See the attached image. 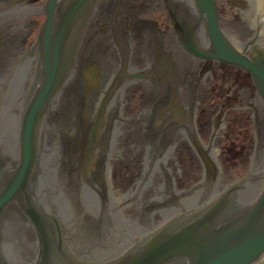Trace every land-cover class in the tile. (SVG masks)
<instances>
[{
	"label": "water",
	"instance_id": "obj_1",
	"mask_svg": "<svg viewBox=\"0 0 264 264\" xmlns=\"http://www.w3.org/2000/svg\"><path fill=\"white\" fill-rule=\"evenodd\" d=\"M91 2L92 0H69L62 15L55 16L56 0L48 1V17L42 31V43L39 41L38 44L42 65L41 82L36 86L29 108L25 113L19 164L0 189V228L4 210L10 204L14 203L17 207L26 210L30 216L35 235L33 240L35 256L32 263L29 264H74L73 255L64 248L62 241L59 242L60 237L57 236V232H55L57 229L50 218L46 214L41 212L38 214L39 212L34 211V207L25 201V191L27 177L33 163V133L36 120L69 69L76 45L71 33H74L73 27L79 20L80 26L85 23ZM197 2L200 3L201 10L207 15V30L213 44L212 53L217 57L235 61L251 69L258 89L264 97V45L257 43V35L251 39L252 46L247 54L236 51L227 43L218 26L213 0H197ZM77 19L78 21H76ZM262 193V198L248 214V218L246 220L243 218L236 224L231 229V233L226 232L221 235L216 233L210 237V241H205V244L202 243L193 250L185 251L195 264H244L253 261L259 255L264 247V231L262 232L264 230V209L261 204L264 201V189ZM54 223L57 226V222L54 221ZM247 234L252 237L245 239L244 245L237 244V247L233 245L237 237ZM7 237L8 232L4 236L0 231V244ZM169 241H173L172 237L165 232L155 234L148 243L141 245L138 251H133L122 258L103 264H160L172 254L171 250L167 249ZM64 249L68 253H64ZM0 264H15L2 252L1 247Z\"/></svg>",
	"mask_w": 264,
	"mask_h": 264
},
{
	"label": "flooded vegetation",
	"instance_id": "obj_2",
	"mask_svg": "<svg viewBox=\"0 0 264 264\" xmlns=\"http://www.w3.org/2000/svg\"><path fill=\"white\" fill-rule=\"evenodd\" d=\"M131 1L100 0L89 24L83 46L77 56L78 63L77 67H75L74 75L79 77L83 73L88 82L94 86L97 84V72L95 71V67L86 66L82 68L86 64V59L91 54H102V61L99 60L103 64L101 74L105 68L116 64V70L110 71L108 78L105 79L102 85L94 89V99L90 101L89 105L91 111L88 118L84 120L86 133H89L92 125L95 123L94 118L97 110L104 105L102 124L105 126L110 125L112 131L117 125L133 124L135 127L140 126L141 132L146 136L153 137L152 139L181 136L182 140L187 138L188 143L191 144L189 114L179 108H177L176 118L172 114L174 105V94L173 91L171 92V86L174 85L172 46H174L175 42L170 19L163 7L162 9L160 7L145 8L139 10L138 13H133ZM14 2L15 0H0V12L9 11L7 13L9 14L8 21L24 17L18 13L22 9L20 7L23 6L18 5L13 8ZM146 2H149V0H143L141 4ZM147 13L155 14L154 18L156 22H160L159 26L161 29L153 24L150 16L146 15ZM3 21L0 18V23ZM23 25L24 23L22 22L18 23L17 26H12V29L22 28ZM100 29H103V31L99 32ZM158 29L160 30L157 32ZM166 37L169 39L168 45L164 40ZM115 47L118 50L113 51ZM177 48L179 49V53L184 55L183 52L185 51L180 47ZM187 57L186 63L190 64L189 56L187 55ZM193 59L195 60L194 64L198 65L196 66L198 68L197 75L209 69L213 72L212 82L218 78V72L220 73V77L229 75L227 83L223 85V94L226 100L231 98L230 93L232 95L236 94L234 86L238 83L245 84V87L241 88V91L246 94L252 89L253 83L251 77L247 73L238 72V68L234 65L219 63L210 59ZM159 62L164 65L162 69L167 68L166 72L157 73L156 65ZM186 63L185 68L181 72V79L187 76V72L184 71L189 66L186 67ZM121 76L123 77L122 80H120ZM231 76H233L232 85L230 84ZM133 84L134 95L129 106L134 111V116L130 113L123 115L125 92ZM154 86L162 87L161 94L164 97H168L164 106L156 108L155 103L151 101ZM138 89L144 91V96H147L151 101L150 105L144 104L142 92ZM148 89L149 92L147 94L146 90ZM228 103H223L222 105L228 106ZM59 107L60 102L55 110H52V113L56 114ZM153 128L159 129L154 133L152 131ZM123 139L125 142H132L133 140V138ZM159 145L160 142L158 141L157 145L151 148V151L155 153L156 150L161 148Z\"/></svg>",
	"mask_w": 264,
	"mask_h": 264
},
{
	"label": "rangeland",
	"instance_id": "obj_3",
	"mask_svg": "<svg viewBox=\"0 0 264 264\" xmlns=\"http://www.w3.org/2000/svg\"><path fill=\"white\" fill-rule=\"evenodd\" d=\"M33 0H28L27 4ZM251 5L254 8V12H258L259 14L264 11V0H250ZM223 10V8H222ZM232 11H235L234 8H231ZM230 11V9L228 10ZM224 13V10H223ZM236 19H233V17L224 15L223 19V25L224 27L229 30L231 33H236L240 35H246L250 27L248 26V23L245 19V17L240 13ZM38 21V17H29L27 19V26H25V40L29 39L31 40L34 37V29L33 27H37L36 21ZM36 25V26H35ZM20 37L22 35V32H18ZM17 45L15 44L13 52L17 50ZM4 52L7 50V48L2 47ZM199 91L196 92V97L198 98L199 102L198 104H205V100H207L206 97L201 98L202 93L204 92L205 88L203 86L197 88ZM192 94V89H191ZM211 101H207L206 104H209ZM248 113V115H247ZM236 119L234 120V129H235V136L232 139H228L226 141H222V143L219 145V148L222 149V156H220L221 164L224 168V176L225 178L231 179L236 178L240 175H242L246 169L248 168L250 157L253 152H257L254 144V139L252 138V132H251V118H249V112L247 111H237L232 113ZM260 128L259 119L257 120V127ZM263 151L261 149L258 150V153H262ZM122 159H116L112 161V165L118 166ZM129 175H134L137 172L134 169H130L128 171ZM191 181L193 180L192 177L190 178ZM119 179L115 178V186L119 189L124 188V184H120ZM196 181L194 179L189 184L192 185V183ZM120 186V187H118ZM94 225L98 227H102L104 224H98L95 223ZM85 230V231H84ZM24 230L19 226L16 237L19 239L24 238ZM68 234H71L73 230V226H69L67 228ZM86 234H82L77 239H75V248L77 250H83V251H89L91 248L94 247V241L100 242L101 237L95 233H88L86 229H84V226L82 227V231ZM92 241V242H91Z\"/></svg>",
	"mask_w": 264,
	"mask_h": 264
},
{
	"label": "bare ground",
	"instance_id": "obj_4",
	"mask_svg": "<svg viewBox=\"0 0 264 264\" xmlns=\"http://www.w3.org/2000/svg\"><path fill=\"white\" fill-rule=\"evenodd\" d=\"M186 5H191L192 0H184ZM200 31V29H199ZM198 31V33H199ZM233 41L235 43H239L236 38L232 37ZM36 71L32 76L33 85H39L42 78V65L38 67V63H36ZM12 84H15V82H12ZM33 94L27 93V102L25 103V93H23L18 101V110H17V124L15 123L16 119L14 121L11 120L10 116H15V110L9 109L7 111L0 110V141L4 142L6 139V143L8 145V148L6 152L2 153V155L5 156L3 159L6 163L4 165L5 169L10 168L12 165H14L17 162V156L19 151V132H20V121H22L24 112L26 113L27 109L29 108V102L32 98ZM25 106V109H24ZM9 121V122H8ZM9 124H11L9 126ZM43 137H44V131H43ZM42 137V143L41 141V134H40V128L37 129L36 133V140H35V153H34V159H33V165L29 174L28 182L27 184H31L32 187V194L35 195L36 199L39 200L42 190H43V182L50 190H53V181L51 178V170H52V148L44 143ZM35 178V180L33 179ZM259 183H253L252 187L250 188V193L252 192V188L255 190H258ZM88 191H83V199L91 200L93 201V196L90 194H87ZM56 203H57V195L54 194ZM240 199L247 200L252 199V197H245V193H241L239 195ZM33 197V196H32ZM33 197V199L35 198ZM205 231H210L209 227L207 225H204ZM180 243H183L179 240ZM184 244V243H183Z\"/></svg>",
	"mask_w": 264,
	"mask_h": 264
}]
</instances>
